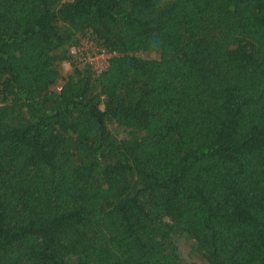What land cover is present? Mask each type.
Masks as SVG:
<instances>
[{"label":"trees","instance_id":"obj_1","mask_svg":"<svg viewBox=\"0 0 264 264\" xmlns=\"http://www.w3.org/2000/svg\"><path fill=\"white\" fill-rule=\"evenodd\" d=\"M180 236L264 264V0H0V264H190Z\"/></svg>","mask_w":264,"mask_h":264},{"label":"rangeland","instance_id":"obj_2","mask_svg":"<svg viewBox=\"0 0 264 264\" xmlns=\"http://www.w3.org/2000/svg\"><path fill=\"white\" fill-rule=\"evenodd\" d=\"M90 44L91 43L89 41L83 40L82 45L80 46V50H84L86 60H89L90 62L93 63V65H98V67H100L104 63V60L106 59L105 57L106 55L92 54L89 57L88 54L90 52H89L88 46H91ZM58 63L62 71H67L68 69H70L72 65L68 59L67 60L64 59L62 61H59ZM176 243H177V249H178L180 256L187 263L208 264L205 258L203 257V255L193 248L189 240L180 236L176 238Z\"/></svg>","mask_w":264,"mask_h":264},{"label":"built area","instance_id":"obj_3","mask_svg":"<svg viewBox=\"0 0 264 264\" xmlns=\"http://www.w3.org/2000/svg\"><path fill=\"white\" fill-rule=\"evenodd\" d=\"M91 46H88V49H89V54H88V56L90 57V55H92V54H97V55H100V54H103V55H106L105 57H106V59L111 55V53H106L105 51H98L97 50V46H95L94 44H90ZM75 50H78V54H75ZM72 51H73V53H74V58H76V60L75 61H77L78 63L79 62H83V61H86V62H88V63H90L91 65H92V67L93 68H102V67H104L105 66V64H106V59L104 60V63L100 66V67H98V65H93V63L92 62H90L89 60H86V58H85V54H84V50H80V46H78V47H75L74 49H72Z\"/></svg>","mask_w":264,"mask_h":264}]
</instances>
